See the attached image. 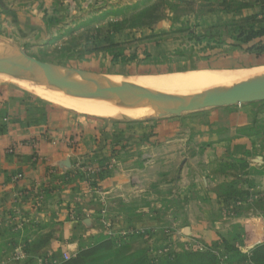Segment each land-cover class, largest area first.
<instances>
[{"label":"crops","instance_id":"crops-1","mask_svg":"<svg viewBox=\"0 0 264 264\" xmlns=\"http://www.w3.org/2000/svg\"><path fill=\"white\" fill-rule=\"evenodd\" d=\"M3 2L11 7L4 13L8 20L24 32L22 25L32 21L25 16L29 14L18 3ZM198 3L212 9L186 19H196L210 41L226 40L243 52L246 45L238 40L246 31L260 33L264 28V0ZM183 19L162 20L158 29L168 30ZM256 42L264 43V33L254 35L247 47ZM191 113L97 126L0 85V264H22L28 257L22 236L36 231L48 237L41 261L49 260L54 248L70 258L85 237L108 229L106 216L110 230H121L125 223L126 230L174 225L195 231L204 223L202 230L208 233L218 221L214 216L228 212L220 224H251L264 231L257 207L247 209L248 202L236 201L237 212L230 213L235 197L217 191L233 178L222 170L226 164L247 163L245 170L259 172L264 182V101ZM171 169L177 170L172 181ZM170 184L175 189L165 200L159 190ZM252 188L248 192L253 203L264 198V190ZM122 206L130 213H123ZM166 212L167 219L160 221L159 214ZM259 237L252 245L263 241Z\"/></svg>","mask_w":264,"mask_h":264},{"label":"rangeland","instance_id":"rangeland-1","mask_svg":"<svg viewBox=\"0 0 264 264\" xmlns=\"http://www.w3.org/2000/svg\"><path fill=\"white\" fill-rule=\"evenodd\" d=\"M11 1L18 3L23 14H29L25 15L26 18L32 21L23 24L24 32H20L17 27L19 23L16 26L4 14L11 7L0 0V39L22 46L29 55L41 61L78 71L114 78L154 77L202 69L264 67V43L256 42L247 47L253 38L240 39L238 41L246 45L244 51L240 52V48L228 46L226 40H208L206 31L195 23L196 19H186L196 11L212 9L209 5L199 4L198 0ZM178 17L185 19L173 23L168 30L158 29L160 21L178 20ZM33 20L37 23L32 24ZM246 25L250 23L246 21ZM230 26L232 29L235 25ZM152 30L155 31L152 33ZM259 44L262 46L260 50L256 47ZM236 50L241 54L235 55ZM0 85L35 96L54 108L67 110L71 116L97 126H106L111 122L133 123L160 119L97 116L91 109L103 103L93 98H79L48 88L58 101L55 103L10 81L0 80ZM186 114L194 113L182 116ZM246 167L247 163H240L239 167L226 164L222 170L232 174L233 178L229 176L230 181L219 184L217 191L221 196L227 194L235 197V202L228 207L230 213L237 212L240 204L236 201L248 202L244 207L247 209L257 207L261 211L260 219L264 226V198H257L253 203L248 192L251 187L263 191L264 182L259 172L258 176L254 175L256 173L246 171ZM176 172V169H171L168 175L171 181L176 178ZM162 180L167 181L168 177ZM235 182L244 184L242 187L236 186ZM174 189L170 184L159 192L167 200ZM153 191L158 192L155 188ZM120 209L123 213H130L125 206ZM226 213L214 216L218 221L211 226L213 231L208 233L202 230L204 223L198 224L195 231L174 225L155 230H126L125 223L120 226L121 230H110L106 216L105 225L108 229L85 237L74 256L68 258L61 250L54 248L46 261H41L43 257L40 255L48 237L37 234V231L35 235L26 232L22 236L26 241L22 249L26 248L28 257L22 260V264H264V250L259 252L260 257L254 252L256 247L264 244V231L257 232L251 224L248 227H242L239 223L229 226L224 225V222L220 224V219L226 217ZM167 215V212L159 214L160 221L166 220ZM260 234L262 237L259 238L263 241L252 245L255 239L259 241Z\"/></svg>","mask_w":264,"mask_h":264},{"label":"water","instance_id":"water-1","mask_svg":"<svg viewBox=\"0 0 264 264\" xmlns=\"http://www.w3.org/2000/svg\"><path fill=\"white\" fill-rule=\"evenodd\" d=\"M0 46L6 49L0 54L1 73L56 86L70 95L104 99L133 108L155 107L156 114L140 118L144 120L179 117L185 113L210 107L264 101V72L201 92L177 95L127 82H117L103 74L82 72L59 64L44 62L29 55L22 46L10 41L0 39ZM13 63V67H10ZM17 63L22 64L23 67ZM70 74L73 76L71 77Z\"/></svg>","mask_w":264,"mask_h":264},{"label":"bare ground","instance_id":"bare-ground-1","mask_svg":"<svg viewBox=\"0 0 264 264\" xmlns=\"http://www.w3.org/2000/svg\"><path fill=\"white\" fill-rule=\"evenodd\" d=\"M6 50L0 46V54ZM10 64V67H13ZM16 65V64H15ZM22 66V64L17 63ZM264 72V67L259 69H202L194 70L183 73H176L172 75L163 76H135V77H114L113 80L117 82H127L132 85H139L141 87L150 88L156 91L171 93V94H189L197 93L203 90H207L212 87L221 86L237 82L253 75ZM71 77L73 76L70 74ZM0 80L10 81L11 83L24 88L28 91L35 93L36 95L58 103L54 95L48 90V88L56 91L59 90L56 86H50L40 84L36 80H30L19 76H13L7 73L0 72ZM56 89H54V88ZM65 93V92H64ZM80 98V96H77ZM82 98V97H81ZM84 98V97H83ZM99 100L103 104H98V108H92L91 112L97 116H109L112 118L124 117L127 119L133 118H145L156 114V108L152 106H139L138 108L129 107L125 104H118L108 100L88 97Z\"/></svg>","mask_w":264,"mask_h":264},{"label":"trees","instance_id":"trees-1","mask_svg":"<svg viewBox=\"0 0 264 264\" xmlns=\"http://www.w3.org/2000/svg\"><path fill=\"white\" fill-rule=\"evenodd\" d=\"M263 33H264V28H262V30L260 31V33H258V32L255 33L254 31H246L245 34H247V35L244 34V38H242V39H243V40H248V39L253 38L254 35L263 34ZM260 45H261V44H259V45L256 46L259 50L261 49L260 47H262V46H260ZM262 48H264V46H263ZM261 250H264V244H263V245H259V246L256 247L255 250H254V252L258 253V254H257L258 257H260V256H259V252H260Z\"/></svg>","mask_w":264,"mask_h":264}]
</instances>
